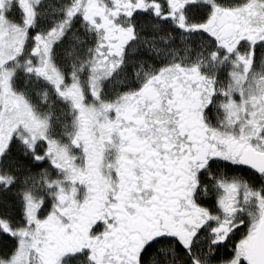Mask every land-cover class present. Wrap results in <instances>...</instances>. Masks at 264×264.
Here are the masks:
<instances>
[{
  "label": "snow or ice",
  "instance_id": "snow-or-ice-1",
  "mask_svg": "<svg viewBox=\"0 0 264 264\" xmlns=\"http://www.w3.org/2000/svg\"><path fill=\"white\" fill-rule=\"evenodd\" d=\"M0 264H264V0H0Z\"/></svg>",
  "mask_w": 264,
  "mask_h": 264
}]
</instances>
